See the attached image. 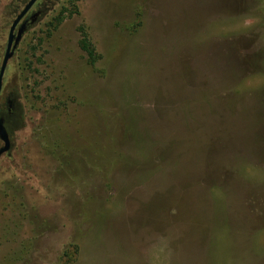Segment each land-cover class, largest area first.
I'll return each mask as SVG.
<instances>
[{
  "label": "rangeland",
  "instance_id": "rangeland-1",
  "mask_svg": "<svg viewBox=\"0 0 264 264\" xmlns=\"http://www.w3.org/2000/svg\"><path fill=\"white\" fill-rule=\"evenodd\" d=\"M47 7L6 67L0 264H264V0Z\"/></svg>",
  "mask_w": 264,
  "mask_h": 264
},
{
  "label": "flooded vegetation",
  "instance_id": "flooded-vegetation-1",
  "mask_svg": "<svg viewBox=\"0 0 264 264\" xmlns=\"http://www.w3.org/2000/svg\"><path fill=\"white\" fill-rule=\"evenodd\" d=\"M28 2L29 0H14L13 1V3L15 4L12 6V13H11L12 20L7 28V39H8L9 32H10L13 21L21 13V11L24 9L25 5ZM48 2L49 0H36L32 4V6L22 16V18L19 20V22L13 29L14 38L16 37L17 32L21 27L24 29V33L22 35L23 37L29 31L31 27H33L36 23H38L41 16H43L45 13H48L52 10V7L51 8L47 7ZM5 49H6V45H5ZM4 53H5V50H4ZM4 53H3V56H4ZM3 56L2 58H0V67H1ZM5 73H6V68L4 70V73L1 78V83H0V125H2L7 132L8 140L10 142V152L9 153L4 152L3 154L0 155V157H2L3 155L11 156L13 146H14L13 135H14V132L18 130L20 126V118L22 115V108L20 106V103H18V100H17L18 96L16 95L15 92L9 91L8 85H6L5 83ZM3 145H4V141L0 139V147H2Z\"/></svg>",
  "mask_w": 264,
  "mask_h": 264
},
{
  "label": "water",
  "instance_id": "water-1",
  "mask_svg": "<svg viewBox=\"0 0 264 264\" xmlns=\"http://www.w3.org/2000/svg\"><path fill=\"white\" fill-rule=\"evenodd\" d=\"M36 0H29V2L25 5L24 9L21 11V13L15 18V20L12 23L10 32H9V36L7 39V43H6V49H5V53L2 59V63H1V67H0V83H1V78L2 75L4 73V70L6 68V65L8 63V61L10 60V58H12L15 49L17 48L22 35L24 33V29L21 27L18 32L16 37H13V29L15 28V26L17 25V23L19 22V20L22 18V16L27 12V10L32 6V4L35 2ZM0 139L2 141H4V145L2 147H0V155L3 154L4 152H10V142L8 140V135L6 130L4 129V127L2 125H0Z\"/></svg>",
  "mask_w": 264,
  "mask_h": 264
},
{
  "label": "trees",
  "instance_id": "trees-1",
  "mask_svg": "<svg viewBox=\"0 0 264 264\" xmlns=\"http://www.w3.org/2000/svg\"><path fill=\"white\" fill-rule=\"evenodd\" d=\"M64 18L65 17L61 13L59 16H57L55 18L56 24L61 23ZM79 46H80L81 50L86 54L88 62L90 64H94L98 59V54L95 50L94 45L92 44V42L89 38L87 32L83 29H81V38L79 41ZM72 252L73 253L77 252V246H75L74 251H72Z\"/></svg>",
  "mask_w": 264,
  "mask_h": 264
}]
</instances>
